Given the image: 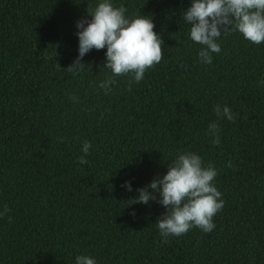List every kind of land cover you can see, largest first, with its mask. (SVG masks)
<instances>
[{
	"label": "trees",
	"instance_id": "16d2710c",
	"mask_svg": "<svg viewBox=\"0 0 264 264\" xmlns=\"http://www.w3.org/2000/svg\"><path fill=\"white\" fill-rule=\"evenodd\" d=\"M95 3L0 0V264H74L81 253L97 264H264V42L230 31L201 64L182 20L190 0H114L153 19L162 59L130 88L115 77L105 94L106 49L66 69L78 54L75 22ZM217 104L235 119L217 117ZM178 151L213 164L224 205L211 232L161 243L154 223L165 208L129 203Z\"/></svg>",
	"mask_w": 264,
	"mask_h": 264
},
{
	"label": "clouds",
	"instance_id": "9594fccd",
	"mask_svg": "<svg viewBox=\"0 0 264 264\" xmlns=\"http://www.w3.org/2000/svg\"><path fill=\"white\" fill-rule=\"evenodd\" d=\"M87 14L90 19L85 16L75 22L78 54L66 68L68 71L75 74L85 65L81 61L90 50L106 49L103 66L110 69L111 75L101 81L99 87L107 94L116 83L115 77L127 75L130 88L144 78L148 68L161 61L163 41L154 31L150 16H129L123 4L117 6L114 0H96ZM182 20L188 26L189 39L201 46L197 51L201 64L212 63L213 53L221 51L218 38L230 31L242 34L253 44L264 42V0H190L189 6L182 10ZM213 111L217 117L222 116L228 121L235 119L227 104H217ZM206 131L212 137V144L219 145L218 122L210 121ZM90 147L91 142L84 140L81 152L87 155ZM85 155L77 157L80 164L87 163ZM226 166H231V162ZM217 174L213 164H205L197 152L178 151L167 164V171L137 188L138 195L132 197L129 204H147L154 200L165 208L154 223L161 243L169 236H180L193 227L211 232L215 228L213 216L224 205L222 193L214 183ZM121 187L130 192L133 186L131 181L125 180ZM7 211L8 207L4 205L0 217ZM74 264H97V260L90 254L81 253L75 256Z\"/></svg>",
	"mask_w": 264,
	"mask_h": 264
}]
</instances>
